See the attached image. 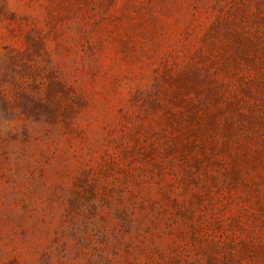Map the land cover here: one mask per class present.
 <instances>
[{
    "label": "rangeland",
    "instance_id": "obj_1",
    "mask_svg": "<svg viewBox=\"0 0 264 264\" xmlns=\"http://www.w3.org/2000/svg\"><path fill=\"white\" fill-rule=\"evenodd\" d=\"M0 264H264V0H0Z\"/></svg>",
    "mask_w": 264,
    "mask_h": 264
}]
</instances>
